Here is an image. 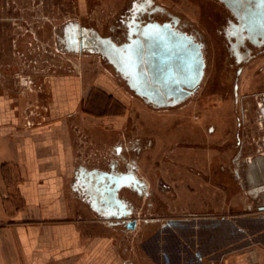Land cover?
<instances>
[{"label": "rangeland", "instance_id": "1", "mask_svg": "<svg viewBox=\"0 0 264 264\" xmlns=\"http://www.w3.org/2000/svg\"><path fill=\"white\" fill-rule=\"evenodd\" d=\"M135 1L141 0H0V85L12 96L13 116L28 125L48 123L58 116L69 118L83 155L99 158L105 169L108 161H115L121 170L138 155L134 150L124 149L118 156L114 147L130 144L138 133L143 140H150L153 138L150 134L158 130L149 123L157 119L167 125V136L173 142L169 148L174 154L200 146L210 153L212 165L223 161L231 170H236L240 178L243 167H237L235 162L245 166L247 159L264 154V116L260 111L264 104L255 97L264 84L260 71L254 70L259 60L253 66L243 64V73L234 76L238 65L221 33L229 12L218 0H151V5L160 6L188 24L190 32L201 34L205 45L204 75L198 92L174 107L156 106L135 94L97 52L85 46L79 52H67L59 43L64 26L69 23L78 25L86 38L95 34L116 39L120 21L131 19ZM236 51L244 54L245 49L238 47ZM235 83L238 85L237 104L232 96ZM226 91L228 94L224 96ZM201 94L204 96L200 98ZM110 114L121 115L124 128L122 132L107 131L110 143L102 158L95 150L100 149L99 139L105 135L104 129L112 128V120L106 118ZM236 118L242 123L238 128L242 144L238 147L234 146ZM210 126L217 130L215 137L208 131ZM197 140L208 142L198 145ZM146 141L143 148L152 149L154 146H146ZM234 180L238 201L250 200L240 179ZM154 185L148 188V199H140L143 205L141 209L138 206V215L132 217L169 213L163 200L172 197V189L168 192L164 186L155 188ZM145 202L152 203V209ZM252 211H255L253 204ZM223 212L227 211L223 209ZM240 212L245 211L238 209L237 213ZM232 213L235 212L232 210ZM160 223L162 221L150 225L138 221L136 232L122 233L125 256L133 245L131 258L148 264L152 233ZM223 228L221 243H229L231 239L224 236L227 228Z\"/></svg>", "mask_w": 264, "mask_h": 264}, {"label": "crops", "instance_id": "2", "mask_svg": "<svg viewBox=\"0 0 264 264\" xmlns=\"http://www.w3.org/2000/svg\"><path fill=\"white\" fill-rule=\"evenodd\" d=\"M244 58L250 66L259 60L254 70L260 71L264 84V56ZM9 93L0 85V264L135 263L130 255L133 245L128 256L123 252L122 233L126 232L110 223L137 212L143 204L140 199L148 198L153 184L168 192L172 189V197L163 200L167 212L205 214L214 216L220 229L230 226L231 240L220 243L216 264H264V154L255 156L254 160L261 158L262 162L253 169L247 166L239 178L223 161L212 165L210 153L200 146L174 154L166 123L155 119L149 123L158 130L154 136L150 134L153 138L146 141L138 133L130 144L114 147L118 156L124 149L134 150L137 159L125 163L124 170L108 161L105 169L99 158L83 155L69 118L23 124L13 116ZM260 111L264 116V106ZM120 116H106L112 120V128L104 129L100 149L95 150L102 158L110 143L108 132L123 131ZM234 125V146L238 147L242 123L236 118ZM208 131L212 137L217 135L214 126ZM145 141L146 146L154 147L145 150ZM207 142L197 140L195 144ZM100 174H131L141 187L122 185L111 198L112 186ZM234 178L240 179L250 200L238 201ZM238 209L245 212L237 213Z\"/></svg>", "mask_w": 264, "mask_h": 264}, {"label": "water", "instance_id": "3", "mask_svg": "<svg viewBox=\"0 0 264 264\" xmlns=\"http://www.w3.org/2000/svg\"><path fill=\"white\" fill-rule=\"evenodd\" d=\"M234 16L230 28L240 44L247 38L255 45L264 43V0H218ZM230 35V33H228ZM59 43L67 52H79L83 46L100 54L135 94L156 106L178 103L196 90L204 75L201 45L192 36L169 24L136 25L129 42L117 45L107 37L93 34L86 38L78 25L64 26ZM233 50L237 53L235 45ZM261 158L248 164L255 168ZM95 174V173H94ZM110 197L122 185L139 190L141 183L133 175H106Z\"/></svg>", "mask_w": 264, "mask_h": 264}, {"label": "flooded vegetation", "instance_id": "4", "mask_svg": "<svg viewBox=\"0 0 264 264\" xmlns=\"http://www.w3.org/2000/svg\"><path fill=\"white\" fill-rule=\"evenodd\" d=\"M151 0H141L135 1L132 5V12L130 20H121L120 25L117 29L116 39L111 36H106L111 39L117 45H123L129 42V36L132 33V30L135 29L136 25L145 26L148 23L156 22L158 24H169L171 28L184 32L192 36L197 42L200 43L202 53L204 56V42L203 36L199 33H194L189 31L188 24L181 22L178 18L170 15L165 9L157 5H151ZM229 12V11H228ZM219 17V22L221 21ZM225 24L221 33L228 41L230 51L233 56H237L234 59L235 64L238 67L235 69L234 76L238 77L243 73L242 65L247 63L245 62L244 56H264V43L261 45H255L250 40L245 38L242 43L238 44L236 37L233 35V30L230 28L231 23H236V19L229 12V16L225 17ZM114 30V29H113ZM230 33V35H228ZM235 48L244 47V54L240 56L236 55L234 52L233 46ZM246 46V48H245ZM248 47V48H247ZM252 48L260 49L257 52H254ZM88 49V48H87ZM251 58L248 59V61ZM205 68V66H204ZM231 71V70H230ZM230 75V74H229ZM255 97H259L260 103L264 104V86ZM199 86L196 90L192 91L187 97L179 101L176 104L169 105L167 107H174L179 105L181 102L186 99L194 96L198 92ZM238 85L233 84L232 96L237 103L238 97ZM228 92H224L223 95L226 96ZM201 94L199 97H203ZM200 106V101L198 102ZM239 157V156H238ZM255 157L249 159V162H245L243 166L240 162H235L237 167H243L242 171L246 169L248 164L252 162ZM237 159V158H236ZM148 199V198H147ZM143 205V204H142ZM147 207L152 208V205L149 202H145ZM141 209V207H140ZM169 213L161 214L160 213H151L147 217L145 214L143 217L137 219L132 217L133 215H138L137 212L132 213L133 215L125 216L118 221L110 223V226H120L122 227L121 232H136L138 221H143L150 225H157L159 221V228L154 229L153 231V240L148 250V258L150 262L148 264H216V258L219 257V246L221 243L222 229H220V224L214 216H209L205 214L197 213H181L168 209ZM133 226L132 229L129 226ZM227 234L226 237L229 238L230 226L227 225ZM224 229V228H223ZM226 230V229H224ZM206 232L204 236L203 233ZM225 236V235H224ZM140 264V262H136ZM134 262L127 260L126 264H135Z\"/></svg>", "mask_w": 264, "mask_h": 264}, {"label": "built area", "instance_id": "5", "mask_svg": "<svg viewBox=\"0 0 264 264\" xmlns=\"http://www.w3.org/2000/svg\"><path fill=\"white\" fill-rule=\"evenodd\" d=\"M246 162L248 163L249 162V159H247Z\"/></svg>", "mask_w": 264, "mask_h": 264}]
</instances>
